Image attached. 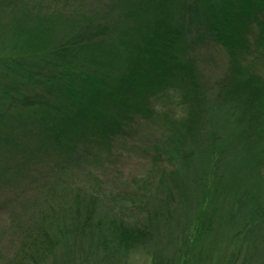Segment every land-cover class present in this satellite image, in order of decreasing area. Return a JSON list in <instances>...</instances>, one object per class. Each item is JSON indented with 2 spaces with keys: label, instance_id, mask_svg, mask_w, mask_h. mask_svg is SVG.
<instances>
[{
  "label": "trees",
  "instance_id": "1",
  "mask_svg": "<svg viewBox=\"0 0 264 264\" xmlns=\"http://www.w3.org/2000/svg\"><path fill=\"white\" fill-rule=\"evenodd\" d=\"M77 4L0 0V212L38 199L28 264H261L264 0ZM166 103L158 177L124 215L101 151Z\"/></svg>",
  "mask_w": 264,
  "mask_h": 264
},
{
  "label": "rangeland",
  "instance_id": "2",
  "mask_svg": "<svg viewBox=\"0 0 264 264\" xmlns=\"http://www.w3.org/2000/svg\"><path fill=\"white\" fill-rule=\"evenodd\" d=\"M19 2L25 9L47 12L68 11L79 6L78 0H19ZM214 57L227 59L226 53L217 49L214 50ZM262 61L264 59H260L256 64L257 68H261ZM175 112L178 115L179 112L169 103L160 105L154 119L142 121L128 135L117 136L111 146L101 151L103 164L99 171L107 183L104 186L109 184L111 187L105 192L106 201L123 211L124 215L133 217L138 215L139 211L142 212L144 194L149 190V184L153 185L158 177L159 160L153 157L156 145L167 137L164 120L174 116ZM20 200L21 203L10 207L12 201L0 212V264H28L32 257L42 250V239L37 236L31 240L30 247L24 249V244L29 240L24 233L19 232L20 228L34 224L38 218L33 206L38 199L33 196L27 197L24 193ZM30 233L34 234L32 231ZM257 244L259 249L257 259L264 264V240ZM127 264L149 263L143 256L136 255L130 258Z\"/></svg>",
  "mask_w": 264,
  "mask_h": 264
}]
</instances>
